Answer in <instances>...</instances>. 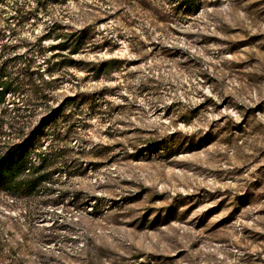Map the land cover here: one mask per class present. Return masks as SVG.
<instances>
[{"label": "rangeland", "instance_id": "rangeland-1", "mask_svg": "<svg viewBox=\"0 0 264 264\" xmlns=\"http://www.w3.org/2000/svg\"><path fill=\"white\" fill-rule=\"evenodd\" d=\"M0 66L52 158L0 190V264H264V0H0Z\"/></svg>", "mask_w": 264, "mask_h": 264}, {"label": "trees", "instance_id": "trees-1", "mask_svg": "<svg viewBox=\"0 0 264 264\" xmlns=\"http://www.w3.org/2000/svg\"><path fill=\"white\" fill-rule=\"evenodd\" d=\"M87 35L86 28L78 31L57 32L54 37L57 42L51 45V50H57L55 55L62 57L61 67L74 65L73 56L86 48ZM50 38H53L52 34L44 36L43 40ZM11 87L12 82L5 68L0 66V97L2 98ZM76 100L77 96L68 97L60 106L79 104ZM1 127L0 123V190L11 194L36 192L49 182L52 175L49 170L52 158L42 149V144L37 142L43 130L34 132L20 142H11L9 134ZM2 237L0 233V251L4 249Z\"/></svg>", "mask_w": 264, "mask_h": 264}]
</instances>
